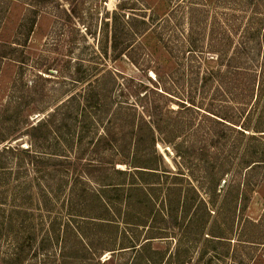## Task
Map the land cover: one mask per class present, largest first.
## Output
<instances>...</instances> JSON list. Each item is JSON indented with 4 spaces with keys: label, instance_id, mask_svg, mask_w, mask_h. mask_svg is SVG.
Returning <instances> with one entry per match:
<instances>
[{
    "label": "rangeland",
    "instance_id": "obj_1",
    "mask_svg": "<svg viewBox=\"0 0 264 264\" xmlns=\"http://www.w3.org/2000/svg\"><path fill=\"white\" fill-rule=\"evenodd\" d=\"M127 77L179 130L157 133L170 156L153 186L114 169L139 145ZM249 122L264 128V0H12L0 9V264H264V131L244 133ZM20 141L32 154L3 153Z\"/></svg>",
    "mask_w": 264,
    "mask_h": 264
},
{
    "label": "trees",
    "instance_id": "obj_2",
    "mask_svg": "<svg viewBox=\"0 0 264 264\" xmlns=\"http://www.w3.org/2000/svg\"><path fill=\"white\" fill-rule=\"evenodd\" d=\"M12 2V0H3V5L0 3V9H4V10H8L9 9V5ZM5 43L6 45L8 44L7 42H2ZM11 45V44H10ZM10 53V52H6ZM4 56V55H2ZM7 56V55H5ZM216 74L218 76L221 75V70L220 68H218L216 70ZM121 91L123 94L128 95L130 98H134V100L136 102H138V104H140L143 108L141 111V117L137 118L136 117H132L131 116V128L134 136V143H138L140 145V141H141V135L143 136H150V147L153 148V150L151 149H141L139 148V145L137 146V148H135V146L133 147L132 151L127 152L125 151L123 148L122 150L119 152V158H118V162L121 164H126L128 165L127 169H120V168H115L114 169L122 174H128L130 176L131 181L127 183L128 187L133 186L134 188L137 186L141 187V183H144L146 185H152L153 184H159V173L161 170V163L160 161H165V158L163 156V154L165 153L167 156H170V151L167 149V147H164V152H159V150L156 149V144L157 142H160L161 139L163 140H168L170 142L175 141L176 139H178L179 137V130H178V126H176L175 128H170L167 129L165 127H161V118H160V114H159V110H161V107L159 106V104L156 102H151L150 100H148V90H151L152 87L146 83L144 80H141L139 78H135V77H127L124 79V81H122L121 83ZM150 115L151 117L148 118V116L146 115ZM117 121L119 123L118 125V129H121V126L123 125L122 123L124 122H120V119H124L121 115L120 111H116L115 113ZM125 121V120H124ZM35 127H33L34 129ZM244 133L247 130H252L254 132H261L264 131V128H262L261 126H251L250 122L249 124L245 125L244 129H241ZM177 131V132H176ZM157 133H161L162 135H164V137H162L161 139L157 136ZM251 136L256 135L255 133L250 134ZM258 135H263L262 133L258 134ZM112 136L111 134V128H107V130L104 132V134L100 137V141L101 140H108L110 139V137ZM113 138H115V136H113ZM22 141L18 142L17 146H13V147H8V148H4L3 153L4 152H9V151H16L19 154H32L31 150L28 148L23 149L22 148ZM116 143H118V140L116 139ZM117 145L121 146V144H115V147L117 148ZM133 146V145H132ZM179 155L180 152H182V149H180V146H176L174 149ZM183 153V152H182ZM54 157V156H53ZM58 158V159H56ZM56 158H50V160L53 161V163L51 164L52 167L56 168H61L63 166L64 162L63 160H60V157H56ZM32 161V160H31ZM261 161H264L261 160ZM76 162V160H75ZM77 163V167L80 166L79 162ZM165 163V162H164ZM258 163H260V160H258ZM257 164V163H256ZM254 163V165H256ZM62 165V166H61ZM168 170V169H167ZM120 183H103V186L106 187H121ZM132 188V189H134ZM152 188V187H151ZM105 199V198H103ZM99 216H95L98 218H103L102 216H100V214H98ZM102 215V214H101ZM216 236H220V237H228L226 234H214ZM151 237H156V236H151ZM134 246V245H133ZM21 262H23V259L21 260ZM110 262L109 259H103L101 254L96 256L95 259V264H108Z\"/></svg>",
    "mask_w": 264,
    "mask_h": 264
}]
</instances>
